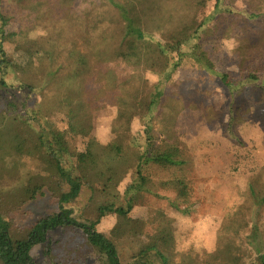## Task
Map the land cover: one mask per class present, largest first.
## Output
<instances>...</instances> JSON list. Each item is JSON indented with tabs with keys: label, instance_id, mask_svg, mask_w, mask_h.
Instances as JSON below:
<instances>
[{
	"label": "trees",
	"instance_id": "obj_1",
	"mask_svg": "<svg viewBox=\"0 0 264 264\" xmlns=\"http://www.w3.org/2000/svg\"><path fill=\"white\" fill-rule=\"evenodd\" d=\"M105 1L109 3L106 9L96 13L97 0H0L1 264H37L31 251L45 244L48 232L57 227L81 229L96 252L98 264H174V255L168 249L177 234L174 218L161 210L150 214L144 209L140 226L130 227L135 222L134 210L145 197L165 198L158 190L174 193L169 202L173 214L188 217L193 213L191 181L185 175L189 162L173 131L159 127L157 120H172L161 115L167 106L168 85L179 69L193 62L234 92L233 99L236 93L252 90L264 103V84L260 82L264 75L247 64L253 54L256 60V54L251 55L255 41L242 38L244 41L237 47L241 59L234 74L218 69L203 46L208 26L214 29L213 36L224 34L227 38L233 33V24L240 16L233 10L236 5L229 6L228 0H211L215 3L210 15L198 25L195 19L180 23L173 7L155 0ZM254 4L257 7H245L249 15L243 17L263 23L264 0ZM68 16L76 22L69 27V35ZM43 23L53 24L52 29L36 34ZM12 25L15 30L7 33V27ZM16 37L24 41L39 64L42 82L38 89L19 79L21 68L4 49V43ZM65 50L68 55H62ZM94 53L101 55L102 66L78 73L67 71L66 61L84 63ZM126 67L131 68L126 72L129 74L122 76L121 70ZM147 69L160 71L154 83L149 84L142 75L132 81L131 75ZM37 93L40 102L30 103ZM110 97L124 133L102 144L92 135L94 112ZM240 103V107L229 111V124L242 116L237 113H250L252 108L245 97ZM140 112L145 114L141 118ZM56 114L66 117L69 133L88 139L83 151L62 146L51 121ZM137 118L144 126L142 132L133 134L131 125ZM127 148H136L139 154L131 174ZM150 165L181 175L154 183ZM126 178L123 206L97 199L105 195L113 179L120 183ZM83 187L97 195L90 199L91 218L87 217V222L76 221L71 210H62L40 218L24 235L13 231V214L24 212L37 198L51 194L63 208L81 195ZM263 196L257 203L251 199L236 211L216 235L206 257H184L178 264H264V239L256 242L257 223L246 218V210L253 203L264 205ZM109 213L117 215L115 225L109 233L99 232L97 225ZM126 240L131 248L127 261V254L122 252Z\"/></svg>",
	"mask_w": 264,
	"mask_h": 264
},
{
	"label": "rangeland",
	"instance_id": "obj_2",
	"mask_svg": "<svg viewBox=\"0 0 264 264\" xmlns=\"http://www.w3.org/2000/svg\"><path fill=\"white\" fill-rule=\"evenodd\" d=\"M155 1L173 7L180 23L195 19L198 25L210 15V7L215 3L211 0ZM255 1L252 3L251 0H228V5H236L237 8L234 7L233 10L240 12V16L233 24V33L229 37L226 38L224 34L213 36L211 32L214 29L210 26L205 30L203 46L218 69L233 74L237 72V64L241 59L237 47L246 36L248 40L256 42L251 51V55L253 52L256 54V60H253V54L250 56L252 60L247 64L251 68L260 69V74L264 75V33L261 30H264V22L258 23L257 20L243 17L249 15L245 12V7L250 9L251 4L257 7ZM108 4L105 0H97L95 12L106 9ZM65 19L68 25L66 33L69 35L72 32L69 27H73L76 22L71 20V16ZM52 27L51 23H43L36 30V34H46ZM14 30L13 25L6 29L7 33ZM4 49L15 60L17 67L21 68L18 69L19 79L38 89L42 82L39 64L24 41L16 37L14 41L5 42ZM64 54L68 55V52L65 50L62 55ZM100 56L94 53L84 63L66 61L67 71L78 73L100 67L102 66ZM129 69L131 68H123L122 76L129 74L126 73ZM159 74V70L147 69L146 72L134 73L131 79L136 81L139 75H142L149 80V84H152ZM260 82L264 84V76ZM233 94L235 95L234 92L226 90L219 81L193 65V62H188L179 69L172 83L168 85L167 106L162 109L161 115L172 120L163 122L160 115L157 120L160 122L159 127L173 131L177 143L189 162L185 175L191 181L193 213L188 217H178L173 214L169 209V202L174 199V193L158 190L165 198L145 197L140 202V206L135 208L133 214L135 222L130 224V227L136 229L140 226L139 220L143 219L144 209L150 214L161 210L174 218L176 239L172 246L168 247L174 255V264H178L184 257L186 259L196 256L206 257L214 247L216 235L231 221L236 211L251 199L257 203L264 195V103L259 102L258 94L252 93V90L242 94L236 93L235 99ZM242 97L248 100V106L252 109L247 115L237 113L236 115L242 116H237V119L229 124V111L234 109V106H241ZM39 102L38 93L30 99L32 104ZM140 113L139 118L145 115ZM94 115L92 135L100 143L106 144L124 133L117 122V108L111 97L101 102ZM51 117L62 146L70 151H83L88 139L69 133L64 115L56 114ZM139 118L131 125L133 134L143 130L144 125ZM126 159L131 174L139 162L137 149L127 148ZM148 169L154 183L181 175L178 171L164 170L154 165H150ZM127 179L120 183L113 179V184L109 185L102 198L83 187L81 195L75 201L65 204L63 208L60 207L57 198L46 193L45 196L37 198L26 206L24 212L13 214V231L24 235L25 231L40 218L60 213L62 210H71V216L76 221L87 222V217L91 218L90 209H92L89 202L94 197L106 203H113L115 207L123 206L122 196ZM255 203L246 210V218L248 221L253 218L257 223L259 230L256 231L255 240L259 243L262 238L264 239V205ZM116 221L117 215L109 213L101 219L97 230L105 234L109 233ZM46 241L45 244L38 245L31 251V256L37 264L99 263L96 252L89 246L85 233L79 228L57 227L48 232ZM130 249L129 241L126 240V247L122 250L127 254L126 261Z\"/></svg>",
	"mask_w": 264,
	"mask_h": 264
}]
</instances>
